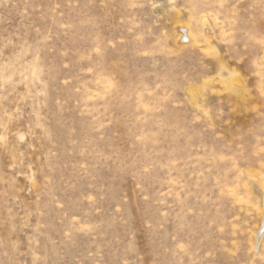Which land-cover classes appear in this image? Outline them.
I'll return each mask as SVG.
<instances>
[{"label":"rangeland","instance_id":"374dc122","mask_svg":"<svg viewBox=\"0 0 264 264\" xmlns=\"http://www.w3.org/2000/svg\"><path fill=\"white\" fill-rule=\"evenodd\" d=\"M261 197L264 0H0V264H264Z\"/></svg>","mask_w":264,"mask_h":264},{"label":"bare ground","instance_id":"6f19581e","mask_svg":"<svg viewBox=\"0 0 264 264\" xmlns=\"http://www.w3.org/2000/svg\"><path fill=\"white\" fill-rule=\"evenodd\" d=\"M261 203H262V205H264V198L263 197H261ZM263 235H264V218H263V224H262V226L260 228V231L258 232V234L256 236V241L259 242L261 240V238L263 237Z\"/></svg>","mask_w":264,"mask_h":264},{"label":"built area","instance_id":"2783aa9c","mask_svg":"<svg viewBox=\"0 0 264 264\" xmlns=\"http://www.w3.org/2000/svg\"><path fill=\"white\" fill-rule=\"evenodd\" d=\"M183 36H184V31L181 30V37L183 38Z\"/></svg>","mask_w":264,"mask_h":264}]
</instances>
